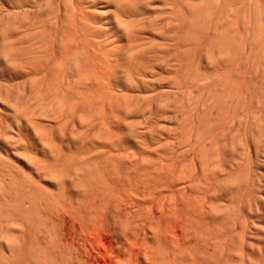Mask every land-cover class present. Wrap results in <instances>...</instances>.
I'll use <instances>...</instances> for the list:
<instances>
[{
  "label": "bare ground",
  "instance_id": "bare-ground-1",
  "mask_svg": "<svg viewBox=\"0 0 264 264\" xmlns=\"http://www.w3.org/2000/svg\"><path fill=\"white\" fill-rule=\"evenodd\" d=\"M0 1H1L0 2V264H70V263H73L72 261H70L72 259L69 260V258H71L70 257L71 253L69 251H70V248H72L71 246L69 247V245L72 244V242H70V241H72L73 238H75V241H76V239L79 240V237L82 235L79 234L78 232H80V230H81V232H82V230H85V229H82L83 223L85 224V221L86 222L88 221V223L90 222V226L94 227V228L99 227V225H100L99 223H102V221H104L103 223H106V225H107L106 227H108V224H107L108 220L106 221V219H110V220H111V218L113 219L114 217H111V216H113L115 213H116L115 216L119 215L118 212H120L121 209L118 210V209H116L117 207L123 206L124 207V208L122 207L123 209L127 208V210H128V207L130 208L129 205L132 206L135 204L134 200H136L135 198H137V196H139V195L137 193H135V195H134V193L132 194V192L135 191V189L137 187L136 184L138 185L140 179L141 180L143 179L142 181L144 182V184H143V182L140 180V186L143 187V188H141V190L144 189L147 191L148 189H145V188L146 187L150 188V187H149V185H146V183H148V181L154 179L152 174L158 173L160 175L162 173L165 175V173L160 171L162 168H160L159 166H155V167H157V172L153 171V170H156V168L153 167L154 165L151 163V161H149L151 164L147 162L148 159L146 157L143 156V159L141 157H140L141 158L140 160L138 159L139 156H137V155L142 154V152H144V149H145V152H147L146 149L151 146V143L148 142L150 146L148 145V147L145 146L144 148H142L145 145V143H143V142H146L145 138H147L151 134L150 132L152 130L151 129L152 124H151V122H149L151 124V126H150L151 130H150V132H148L150 124L148 123L147 118H146L147 121L142 122L143 124L145 123L144 125L146 126L143 129L142 128V126H144L143 124H139L138 120H133L131 117H129L130 112H132L131 111L132 109L130 107H132L134 104L132 106L129 105L130 106L129 109H131L130 112H128L129 109H127L125 111V113H128L129 115L123 113V115H124L123 117L127 119V116H128L129 119L130 118L132 119V120L130 119L132 123L129 121V119L124 120V118L121 117V118H123L124 121H126V123H123L124 124L123 125L124 130L117 128V127H119L118 123H117L118 122L117 117H120V114H118L119 116L115 115V116L110 117V115H113V113H116V112L120 113L119 108H122L124 106L122 103H120V105L122 104L123 106L122 107L118 106L119 110L116 107H114L115 101L112 99V97L114 96L116 99L117 94L115 93V91H117L118 88L119 89L122 88L121 86H123V85L124 86L126 85L127 87L129 85L132 89L130 87H128V90H127V87H125L127 92H129L130 90H132L133 92H135V91L140 92V88H138V85L143 84V86H145V85L147 86V87H145L147 90L146 89L141 90L142 94H143V91L145 90L144 91V95H145L144 97L148 96L149 94L150 95L148 97H150L151 95H153V97L157 95L158 98L159 97L161 98V99L157 98V102L159 103V101H160V103H162L161 100H163V98L168 93L166 91H169L170 94L171 93L173 94L174 91L181 90L179 87L176 88L173 86V85L178 86L179 84L181 85V83L179 81H177V85H176V83L174 84L175 80H173V79H176V76L178 73L179 74L177 76V79L179 78L181 71L176 72L175 70H177V69L181 70L182 68H180L181 67L180 65H182L184 63V62L179 63L180 62L179 61L180 60L179 50L182 51L185 49L187 52V49H189V46H188V48L184 47V49L183 48L181 49L180 47H183V44L185 46L186 42L184 43V42L179 41V37L176 36V34L179 32L178 30H180L181 33L184 30L186 31V29H188V31L190 29V31H191V29H192L191 26L194 29V31H193L194 33L196 32L195 31L196 29L198 32V28H196V26L198 25L197 27H200L203 22H201L200 26L196 22H198L199 15H201V14L203 17L200 16L199 23H200V21H205L206 24L208 23V25H209V23H210V26H211V21L213 23H215V22L213 21V19H211V21H210V18H209L210 16H207V17L204 16V15H207L205 10L210 7L209 3H208L209 7L208 6L205 7V9H204L205 13L203 12L204 13V15H203V13H200V11H199L200 8H197V10L198 9L199 10L196 11L195 7L197 6L196 5L197 3L195 4V7L192 9V7L194 6V4L192 3L193 0L191 2L193 5L190 3V0H175L179 4L184 1L187 3L189 2L190 3L189 5H192L191 9L193 12L189 11L190 7H188L189 6L188 4L185 5L186 3L184 4V2H183L184 5L180 4V5H183V8H185V9L189 8L188 11H186V13L187 12L193 13V15L190 13L191 18L188 16H187V18H188V20L190 18V20H192L191 21L192 23L196 21L195 23L197 25H195V23H193V24L191 23L192 25H190L189 28L186 26L188 23L187 18L185 19V16H183V14L189 15V13H187V14L184 13L183 8H181L182 6H180L177 3L179 5V7H178L179 10H180V8L182 9L183 14L181 15V12H177L178 8L176 6H178V5H176V3L171 4V6L173 5V6H175V8L173 6L172 7L170 6V3H169L170 0L167 1L168 5L171 7L168 11L169 13L165 12L167 16L163 15L164 12L161 13V11H160L161 9L160 10L158 9L159 12H158V10H156L155 12H158V14L161 13L162 16H161V14H159V15L156 14L154 12V8L152 9L151 3H150L151 0H0ZM157 1L160 2L159 6H161L162 5L161 2H163L165 0H161V1L155 0V2H157ZM195 1L200 2V0H194V2ZM225 1H227V2L229 1L232 3V0H224V3H225ZM255 1H257V0H255ZM54 2H55V4H54ZM167 2H166V4H167ZM170 2L173 3V1H170ZM227 2L225 4L229 5L230 3L229 2L227 3ZM240 2H241V0H240ZM253 2H254V0H253ZM256 3H258V2H256ZM166 4H164V5H166ZM232 4H234V3H232ZM157 6L158 5L155 6V9ZM198 6H199V3H198ZM166 7L168 8V6H166ZM238 8H240V7H238ZM175 9H177V11ZM173 10L177 12L176 14H178V18L179 17L183 18V19L180 18L182 23L184 22V19L187 20L186 23L184 22V24H183V26L186 24L184 26L186 29L182 28L183 26L181 27L183 29V31L181 30V28L179 26L178 27L176 26L179 23L178 22L179 19H177V17L175 18V20L177 19L176 23L177 22L178 23L176 25H174V27L180 28V29L177 30L176 28L172 27V24H175L174 20L173 19L171 20L172 13L174 12ZM194 10L197 13H195ZM170 11H172V12H170ZM209 11H210V8H209ZM149 12H151V14L154 13V15H153L154 17H152V15H150ZM198 12L200 13L199 15H198ZM210 12L212 13V11H210ZM174 13H173V16H174ZM179 13L181 16H179ZM211 13H208V15L212 16ZM148 14L151 18L148 16ZM194 14H196L195 17H198V18L193 21ZM169 15H171V16H169ZM163 16H164V19L166 17H168L170 19V21H168V18L166 20H164L162 18L164 21L160 18L161 20L159 19L160 20L159 21L158 18L163 17ZM192 16H193V18H192ZM147 17H149V20H147L148 19ZM202 18H203V20H202ZM204 18H205V20H204ZM171 21H172V23H171ZM161 22H163V23H161ZM181 22L179 24L182 25ZM206 24L205 23L203 24L204 27L202 29L207 28L206 30L209 32L210 29H212V27H209ZM193 25H195V27ZM215 25L216 24H214V25L212 24V26L216 28ZM169 27L172 29H170ZM208 27H209V29H208ZM215 28L213 29V31L216 30ZM168 29H170V30H168ZM202 29H199V30L201 31ZM206 30H203V31H205V33L202 31L204 35L200 34V32H199L200 35H197L198 37L195 36L196 34H193L192 36H195L196 39L199 38L198 40H200V38L203 39L202 37L203 36L205 37L206 32H207ZM170 31H173V32H170ZM208 32H207V34H208ZM213 33L214 32H212V33L209 32V34H211V35ZM172 34H174V35H172ZM184 34L185 33L183 32L182 35H184ZM261 34H262V32H261ZM170 35H172L173 37L174 36H176V37H174V38L169 37ZM178 35H179V33H178ZM189 35L190 34H188V36ZM211 35H210V37H207V35H206V37L209 39L212 38V40H214V43L211 42L212 41L211 39L210 40L208 39V43H212V44H208L206 41L207 38L205 37L206 40L204 39V41L206 43L202 42L203 40L202 41L200 40L202 45L199 46L200 41L197 40V43L198 42L199 43H198V45L196 44V46L200 47V48L201 47L204 48L205 46L206 47H208V46L212 47L211 45L214 44L213 47L216 49L215 39H214L215 35L213 34L214 38L211 37ZM167 36L169 38H171V40L175 39L174 40L175 43L173 42L174 47H173V43H170L168 41L170 39L166 38ZM182 37L183 36H181V38ZM186 38L187 37L184 38L185 41H187ZM189 38H187V39H189ZM191 39H193V38H190V41H192ZM182 41H184V40H182ZM190 41H189V44L194 45V47L191 45L192 47L190 49L192 51L189 50L190 54H187L188 55L187 56L188 61L186 59H184V57H186V56L182 55V53L180 54L183 56V57L182 56H180V57H182L183 60H186L185 63L189 62V65H191L190 62H192L193 60L192 61H190V60L194 59L196 54H197L196 58H198L199 56L202 57L204 53L205 54H204L203 58L207 57L208 54H206V51H209L208 53H209L210 58H211V56H213V57L215 56L214 55L215 51L212 50V48H210V47H208L206 49L204 48L206 51L203 54L202 53L199 54L200 53L199 51H197L198 53H196L195 50L197 48L195 46V43L194 42L191 43ZM193 41H195V39H193ZM169 44L172 45L171 47L173 48V50L175 49L174 51L169 46ZM180 44L182 46L179 47ZM186 44L189 45L188 42ZM166 45H168L171 49ZM166 47H168L169 49ZM164 48L167 50H165ZM192 48H196V49L193 51ZM208 49H210V50H208ZM168 50H169V52L173 53V58H172L171 54H170L171 56L168 55V53H169ZM185 50H184V52H185ZM197 50H199V49H197ZM164 51L168 52V53H166L167 56L163 54ZM210 51H211L212 55L210 54ZM193 52H194V54L191 56V54ZM201 52H203V51L201 50ZM220 52L221 51L219 50V54H221ZM165 56L167 58L164 61ZM168 57H170V58L168 59ZM190 57H193V58H190ZM200 57L198 58L199 60L196 59L198 61H195V59H194L193 62L198 63L201 60H202L201 62H203V60L206 61V59H207V61L209 60L210 62L208 61V63H207V61H206V64L211 63L210 65L213 66L212 63L215 61L214 58H213V61L211 62L212 59H209V57H207L205 59H201V60H200ZM243 57H244V59H245V57L247 58V56H243ZM171 58L173 59L171 62L167 61V60H171ZM182 58H181V61H182ZM247 59H245V60H247ZM153 60L155 62L158 61V63L155 64V62ZM176 60H178L179 62ZM152 61L154 64H152ZM166 62L169 63V65L167 64V67L170 66L171 63H172V66L174 69L177 66L176 65L177 63H179L180 67L177 66V69H175V70H173V68H171L170 70H172V71H170L168 69L169 68L168 67L167 69L170 72H172V74H170L172 76H169L168 75L169 73L166 72L167 78L166 77L163 78V75H165L164 69L166 68ZM174 63H175V65H173ZM161 64H163L164 66ZM198 64H200V63H198ZM154 65L156 66V68H157V66L161 67V68H159V71L160 70L164 71V74L162 72H160V74L162 73L161 75L158 74L159 71H156L158 73H153V72H155L154 71V67H155ZM172 66H170V67H172ZM196 66L198 67V65H196ZM205 66H207V65H205ZM209 66H208V68H209ZM211 66L209 69L211 71H213ZM114 67L117 69H114ZM106 68H108V69H106ZM185 68H186V66H185ZM187 68H186V70H187ZM191 68L192 67H190V69ZM167 69H165V70L168 71ZM203 69L205 70V68H203ZM107 70H109V71H107ZM191 70H193V69H191ZM204 70H203V72H205ZM208 70L205 72V74L210 76L209 74H212L213 72L209 71L210 72L209 73ZM104 71H107V72L105 73ZM116 71H118L119 73H117ZM174 71L176 73H174ZM193 71H192V73H193ZM196 71L197 70H195V72ZM201 71L199 70V67H198V71H197L198 75H199V72H201ZM189 72H191V71H189ZM197 73H196V75H197ZM207 73H209V74H207ZM148 74L153 75V76H155L154 74H156V77L157 76L158 77L157 78L154 77V79L153 78L151 79V77L148 78ZM175 74H176V76H173ZM124 75H126V76L124 77ZM122 76L124 79L122 78ZM193 76H194V74H193ZM159 77H162L163 80L166 78V80H165L166 83L167 82L171 83L173 81L172 82L173 85L170 83H169L170 84L169 85L167 83L169 85V86L167 85V88L168 87L170 88L172 85V88L174 87L177 90H173L174 88L169 89V90L168 89H162L163 86L161 87V84L165 81L160 79L159 81L162 80L163 82L162 81H161L162 83L159 82L158 81ZM197 77H195V78H197L196 83L197 82L199 83L200 82V81H198L199 76H197ZM207 77H205V78L207 79ZM210 77L212 78L213 76H210ZM120 78H122V79H120ZM205 78L203 77V80ZM211 78H209L210 80L207 79L206 81L211 82V80H212ZM146 79L147 80L149 79V81H147ZM190 79L193 80V78H190ZM190 79H188L186 81H189ZM121 80H123V81H121ZM138 80H140V81H138ZM152 80L154 81L153 82L154 84L152 83ZM155 80L157 81V84L155 83L156 82ZM203 80H201V81H203ZM182 81H184V80H182ZM158 82L160 83L159 86L163 90V92L158 87ZM191 82H189V83H191ZM121 83H123V84H121ZM150 83H152L151 84L152 87H154L153 85L156 84L160 90L154 88L155 90L152 89L151 91H153V92L150 93V91L148 90L149 89L148 84H150ZM120 84H121V86H120ZM205 84H207V85L204 86ZM213 84H214V81H213ZM133 86L135 87L134 89H133ZM201 86H202V89H203V87H204V89H206L205 87H207V86H208V88L211 87L210 88L211 90H209L208 88L207 89L209 91H212L210 93L214 94V91H213L214 89L212 90V84L210 85L209 82L203 81V82H201ZM142 87H141V89H142ZM149 87H150V85H149ZM152 87H150V89ZM125 88H123V89H125ZM137 89H139V90H137ZM156 90L160 93L158 94V92ZM170 90H172V91H170ZM120 91L123 93L119 92L118 95L119 94H122V95L125 94L124 93L125 90L123 91L120 89ZM154 91L157 92L156 95H155L156 92H154ZM148 92H149V94H146ZM161 92L162 93L166 92V93H164L163 98H162L163 95H161ZM178 93L180 94L181 92H178ZM202 93H203V91H202ZM202 93H200V94H202ZM205 93H203V94H205ZM127 94H129V93H127ZM170 94H169V96H170ZM175 94H173V95H175ZM11 95H12V97H11ZM158 95H160V96H158ZM173 95L170 97L173 98L178 94H176L175 96H173ZM201 96H199V97H201V99H202L203 95H201ZM176 97L173 98V99H175L174 103L172 102V105L176 104V106L174 105L175 108H174V106H172V108L170 107L171 109H174V110L179 109L177 107V104L179 106V103L177 101L179 99H176ZM150 98H148L149 101L146 100V102L148 101L150 104L148 102H147L148 103L147 105H146V103H144V104L141 103L144 106H146V107H144L145 110L147 109L148 106H150L153 103V101H151L152 97H150ZM209 98H208V101L210 102ZM212 99H214V97ZM112 100L114 101L113 102L114 106L111 105ZM123 100L124 99H122L121 102ZM165 101H163V103ZM201 101H202V103L200 102L201 103L200 105L202 106V105H204L203 102L205 100L202 99ZM208 101L206 99V103L208 105H210L209 107H211L215 103V102H211V103H213V104H211ZM123 103H125V101H123ZM137 103H136V105H137ZM162 104L160 107H157V105H155L157 107V108L155 107V109L157 110L160 108V110H161L163 108ZM167 104L168 103H166V105ZM110 105H111V107H114V109H116L117 111L113 110V108L111 109ZM158 105H160V104H158ZM200 105H199V107L201 109ZM167 107L168 106H166L165 108H167ZM204 107L202 106V109H205V110L210 109L209 107H207L206 104L204 105ZM126 108H128V106ZM165 108L162 111H164ZM148 109L150 111L149 107H148ZM151 109H152V107H151ZM109 110H112L113 113L112 114H111V112L109 113ZM122 110H123V108H122ZM160 110H157V111H159L158 113H160ZM176 110H175V115L177 114ZM114 111H116V112H114ZM134 111L135 110H133V112ZM146 112H147V110H146ZM158 113H153L154 114L153 117L155 118L153 120V122H155V123H156L157 119L159 120V117H160L157 115ZM163 113L161 112L160 119L165 118L164 116L162 117ZM121 115H122V113H121ZM148 115H149V117L151 116L150 113L148 114V112H147V116ZM155 116H157V117H155ZM109 117H110V119H109ZM145 117H146V115H145ZM149 117H148V119L151 118V117L150 118ZM114 118L117 120V122ZM177 118L178 117H176L175 119H177ZM182 118H183V116H182ZM144 120H145V118H144ZM127 121H129V122H127ZM135 121H138V122H135ZM133 122H134V124H133ZM135 123H138V125ZM116 124H117V126H116ZM136 125L137 126L140 125L141 129H139V127L137 128L139 130L133 129V128H136L135 127ZM146 128H148V129L146 130ZM145 130L147 131V133H150V134L147 135ZM153 130H152V132L155 131V130L154 131ZM156 132L157 131H155L154 134H157ZM260 133H261V131H260ZM145 134L147 135V137L145 136ZM153 135H151L150 138L153 137ZM196 135L197 134H195L193 137L195 140V144H194V140H192L193 142L190 140L192 142V143L190 142V144H191L190 149L191 150L194 148L197 150L196 147L200 146V145H198L200 143L198 140L199 136L195 138ZM158 136L155 137V135H154L153 139L151 138V140H156L157 138H161ZM154 138H156V139H154ZM196 139H197V141H196ZM116 140H118V141H116ZM243 141L244 140H242L240 143L235 142V143H237L236 144L237 148L235 147L234 149H233V146H235V143L232 141L234 143V145L231 144L232 147L229 144L230 145L229 147H231L233 150L228 148L230 150H227V151H230V152H228V155H226V154H224V155H226L225 160L227 159V161H226L227 164L229 162L230 168H227V166L225 167L224 162L222 163L223 164L222 166L227 168V171H226V169H223V167L221 169L220 168L221 166L218 168V165L221 164V161H219L220 163H215V162H217L216 161L217 156L215 155V153L217 152L216 151L217 145L214 146L215 148L213 147L214 149H216V150H214L215 152H211L210 155L208 154L210 159L212 160V161H210V163L208 162V164L206 162V155L205 154L199 155L197 153V156L198 155L200 156V158H198L195 155V153H196L195 149H194V151L192 150L194 156L196 157V160H198V161L194 160L196 162V163L195 162L194 163L198 164V162H199V164L197 165V168L199 169V173H202V172H200V169H201V171H204L206 169H207L206 171L210 170L209 173H211V174H215L216 173L215 171H217L218 169L220 171V169H221L222 172L218 171L219 173H217L219 177H222V175L225 176L224 174L227 173L225 176V180L222 177L224 182L222 179H221L222 181L220 180L221 183L223 182L222 185L226 184L225 187L221 186V188H222L221 190L225 193V195H229V199H230V196H233V197H231V199L229 201L227 200L228 203L223 207H221V206L216 207V208L212 207L213 205H211L212 204L211 202H210L211 204L209 205V207H211V210L212 209H215V210L213 213H211L210 208H209V212L212 215L209 213L208 217H210V215L212 216V218L215 215H216L215 216L216 218L218 216L222 217V219L220 217H218L217 219H219V220H217L215 217H214L215 219L213 218L214 221L215 220H217V221H215L216 222L214 224L215 226H213L212 228L214 230L217 228L216 230H218L219 232L218 231L214 232V230H213V232H211L210 231L211 228H210L209 231L205 232V233H208V232L209 233L206 235L204 234V236H203V237H205L207 235H210V232H211V235L209 236L210 240L207 239V237H205L207 240L206 239H204V240L205 241L209 240L211 242L214 238L215 239L217 238L216 239L217 241L214 239L216 242H214V240H213L214 246L212 245V242L210 243L208 241V243H210V245H212V247H215V248H211V246L208 245V246H210L209 249L211 250V251L210 250H208V251H210L212 258L221 250L218 253L219 254L218 257L215 256V260L217 261V264H220V263L221 264H259V262H257L258 259L257 260H255V259L259 258V256L260 257L264 256V244L263 245L261 244V246L260 245L255 246L254 245L255 242H253L254 238H256L257 240L260 238L259 239V242H260V240L262 239V236L264 235L263 234L264 233V198L263 199L261 198L262 200H260L259 199L260 195L258 194V191L262 188V186L264 187V185L259 187L260 188L259 189L257 187L258 184L253 183V182L258 181V180H256V177H254L255 174L257 177H259L260 174H262V175L264 174V171H262V173H260V171H259V170H261L260 167H259V170H257L260 173L259 175L257 174L258 172L256 170L251 171L252 176H253L252 180L254 179L256 181L252 182V180H251V182H250L249 179L242 177L243 179H245L246 182H247V180H249V182L251 184L253 183L252 185H254L253 187L249 188L250 190L248 193L250 195H251L250 191L255 188V185H257L256 188L258 189L257 194L259 197L255 196V195H251V196H254V197H251V200H252V198L254 200L249 201L250 198H247V197H250V195L246 196L247 199L243 198L244 204L241 202L242 203L241 207L243 205L245 206L247 201H249V203H248L249 206H250V204L251 205L253 204V206L256 205L257 198L259 199V201H258L259 203L261 201L260 204L263 203L262 204L263 206L260 205L262 207V209H259L260 206L258 205L259 206L258 209L261 210L259 212L262 214H260L258 211L253 212L252 209L254 210L255 206L254 207L251 206L253 208H251L250 212L252 211L253 213H256L255 215L252 213L253 216L260 214L259 215L260 217L259 216L255 217L257 219H253L254 217L252 218V216L250 215L251 213L247 212L248 211V209H247L248 205H246L247 207L245 206L246 210H247L246 211L247 214L249 213V216H251L250 217L251 219L248 218L251 221V225L248 224V221H249L248 220L247 221L248 226H251L252 232H254L255 234L258 233L262 236H260V235L255 236L252 233L253 234V238H252L251 231H249L250 229L247 227L246 223L244 222V220H247V219H245V218H247V214L245 211H243V214H246V215L245 216L243 215L242 217L239 216L238 211H240V213H241V210H243V208L241 209L239 207L240 205H238V206L236 205V203H238L240 198H241L240 196L242 194H245L248 191V190L246 191V189H247L246 187L251 186V185H249L250 183L248 184L249 186L246 185L247 183L244 182V180L240 177V174H241V176L242 175L245 176L247 174V173L245 174L244 171L248 168V166H247L248 163H246V160H243V158H245L247 155V156H249V157H247L249 159L251 156V155H249V153L252 154V152H253L254 158H255V154H256L255 159L259 158L257 153L259 152L258 154L260 155V149L262 146V143L260 140H259L260 141L259 142L260 147H258L259 146L258 141L252 140L253 142H251L249 140V142L253 146L255 144H258L256 146L258 148H256L255 146L252 147V145H251V147L253 149L250 150L251 152L248 151V153H247V152H244L243 150H246V149L249 150L251 147H250L248 141L246 140L248 145L246 146V148H244L243 146H245V145H244ZM246 141H245V143H246ZM263 141L264 140H262V142ZM134 142L137 146V148H135V144H134L133 148L135 149V152L136 153L140 152L136 155L137 157L135 156L134 151L132 153L130 150V149L133 150V148H131L132 147L131 143H134ZM161 142L160 143L157 142V144L159 143V145H157L156 147H154V146L153 147L155 149H157V147L160 146ZM196 142H199V143L197 144ZM152 143H154V145H155L154 141ZM139 144H142V145L144 144V145L141 147V145L139 146ZM196 144H197V146L196 147L194 146V148H192L193 147L192 145H196ZM146 145H147V142H146ZM162 145L164 146V143ZM161 146H160V148H161ZM248 146H249V148H247ZM138 147L142 148L143 151H142V149L140 151V148L138 149ZM154 148H152V150H154ZM254 149L256 151L257 150H259V151H257V153H255L256 151H253ZM152 150H150V151H152ZM198 150H200V149H198ZM212 151H213V149H212ZM233 151H235V152H233ZM232 152H233V154H232ZM229 154L232 155L231 157L233 159L230 157L232 159V161H231L232 163L229 161V159H230V158H228L230 156ZM234 154H235V156H234ZM201 155H202V157H201ZM203 155H204V157H203ZM211 155H212V157H211ZM253 155H252V157H253ZM140 156H142V155H140ZM214 156L216 157L215 161L213 159ZM195 157H194V159H195ZM235 157H237V158L234 159ZM252 157H251V159L253 160L254 158H252ZM190 159L192 160L193 158L191 157ZM204 159H205V161H202ZM208 159L209 158L207 157V161L210 160V159L209 160ZM239 159H241L242 161H240ZM144 161H146V162H144ZM200 161H201V163H200ZM249 161H247V162H249ZM259 161H261V160H259ZM211 162L215 163L214 165L212 164L214 167L213 166L211 167ZM237 162H238V165L240 162H242V163L245 162L243 165H244V167L247 166V168L245 167V168H243L244 169L243 170L242 169L243 165L241 164V169H240V166H237ZM252 162H254L255 164L257 163V161H252ZM252 162H251V165H252ZM262 162L263 161H261V163ZM145 163H147L150 166L152 165V167H151L152 169H150V171L152 170L151 172H149L147 170V168L149 169V167H147L148 165L146 166ZM194 163L191 161V164L188 165V169L190 168L191 171L192 170L193 171L191 172L189 170L190 174L186 173V175L188 174L189 176L190 175H192V176L191 177H189V176L185 177L184 176L185 174L183 175V173L178 174V176H181V177L176 178L177 180L179 178V180H178L179 184L176 185V183H175V185L179 186L182 179H183L184 182H187L185 184H190L189 186L194 188L196 185H193V184H196V181L197 182L199 181L198 182L199 184L197 183L198 185L196 187L199 188L200 184H201L200 187L205 186L204 188L207 190L206 194H208V196L205 194H204V196H202L203 194L201 196L203 198H205V196L211 197V196H209V193H212L213 191L209 190V192H208V188H209L208 185H210V189H211V186H213L214 183L216 184V181H213V180H215V178H218V177H216L217 176L216 174H215L216 176L213 177L211 174H208L205 171L206 174H205V172H204V174H199L201 177L198 179V175H197L198 173H196V175L194 173L195 169L198 170L197 168H195L196 165H192ZM200 164L201 165L205 164V165H207L208 168L205 165L201 167ZM216 164H218V165L216 166ZM232 164H234V167H232L233 166ZM208 165H210V167ZM229 165H228V167H229ZM248 165H250V164H248ZM190 166L191 167L194 166V167L191 168ZM198 166H200V167H198ZM235 166H237V167H235ZM204 167H206V169ZM215 167H217V168L215 169ZM231 167L234 170V173H235L234 168H236V169L238 168L239 170L243 171L244 174L236 173L235 176L237 177L239 175L238 177H240V178H236L235 176L232 177L234 175V173L232 172V170H230ZM249 167L251 168V166H249ZM158 168H159V170H158ZM193 168H195V169H193ZM137 169H139V170L137 171ZM163 169H165V168L163 167ZM212 169H213V171H212ZM251 169H253V168H251ZM223 170H225L226 172ZM228 170L231 173H233V175ZM237 170H236V172H238ZM141 171H142L141 176H142L143 172H147V171L149 173H151L152 176L149 175L147 172V173H144L143 175L147 176V174H148L149 177L148 176L147 177L150 178L149 180L145 176H144L145 178L139 177V178L135 179L134 175H136L139 172L138 175H136V176H139ZM158 171H160V172H158ZM253 171H256L257 173H254ZM135 172H137V173H135ZM223 172H225V173L223 174ZM247 172H249V171L247 170ZM220 173H222V174H220ZM228 173H230L231 175H228ZM166 174L168 175V174H173V173H171V172L168 173L166 171ZM175 174L176 173H174L173 175H175ZM159 175H158L159 179H158V177H156L157 174L154 175L156 178H155V182H154V180L151 181L150 184H152V186H153V184H155L154 186L159 185L158 188H160L163 185L161 182H159V183L157 182V180L161 179V177ZM182 175L185 178H183ZM206 175H210V176H206ZM175 176H177V174ZM175 176H173V177H175ZM202 176H204V177H202ZM195 177H196V180H195ZM208 177H210L209 179H212V181L214 182L213 185H211L212 184L210 182L211 180L210 181L207 180ZM246 177H247V175H246ZM166 178H167V176H166ZM169 178L170 177H168V179ZM188 178L190 180H186ZM201 178L202 179L204 178L205 180L204 179L202 180ZM262 178H264V177L259 178L258 183L261 184L263 182ZM145 179L148 180L146 183H145ZM162 179H165V178L162 177ZM200 179L203 181V182L201 181L203 184L200 182ZM241 179H242V181H241ZM134 181H137V183L136 182L134 183ZM190 181L195 182V183L191 184V183H189ZM206 181H208L207 184H205ZM162 182H164V180ZM241 182H242V184L246 183L245 184L246 187L243 185L242 190L240 191V189H241L240 187L242 186ZM160 183L162 185H160ZM183 183H181V185ZM142 184H143V186H142ZM164 184L166 185V183H164ZM185 184H183L184 187L182 186V188L181 187L180 188L177 187L178 189L176 188V190L179 191L178 193L184 191L181 189L187 187V186L185 187ZM260 184H259V186H260ZM134 185L136 187H134ZM175 185H174V187H175ZM217 185H218V183H217ZM144 186H145V188H144ZM154 186L151 188L154 189L155 188ZM118 187H120V188H118ZM138 187H139V185H138ZM168 187L169 186L167 185L166 188H168ZM196 187L194 190H196ZM213 187H212V190L214 188H216V187H214V188ZM193 188H192V190H193ZM204 188H202L203 190L202 189L200 190V193L202 191H204ZM243 188H246V189L243 190ZM256 188H255V190H256ZM199 189H197L196 192H198ZM144 190H142L140 193L142 196H144L142 194V192ZM163 190H165V189H163ZM170 190H171V188H170ZM194 190L191 191V195H192V192H193V194L196 193V192H194ZM255 190H252V191L256 194ZM263 190L264 189H262L261 192ZM137 191H138V189L136 190V192ZM146 191H144L143 193L148 195L149 190L147 193H145ZM177 191L176 192L172 191V193L170 191L169 192L171 194H173V193L176 194ZM139 192H140V190H139ZM152 192H154V191L151 190L150 194ZM204 192H206V191H204ZM261 192H260V194H262ZM156 193H157V191H156ZM160 193L162 194V192H160ZM254 193H252V194H254ZM153 194L155 195V193H153ZM236 195H238V196H236ZM263 195H261V197ZM134 196H136V197L133 198ZM192 196L195 198L197 197L196 201L200 199V196L198 195V193H196L195 196L194 195H192ZM237 197H239V198H237ZM242 197H244V195ZM255 197H256V201H255ZM149 198L151 199V197H149ZM149 198H147L148 201H150ZM203 198L200 199L199 201L205 200ZM145 199L143 202L148 203L145 201ZM153 199L155 200L156 198L153 197ZM208 199H209V201L211 200L210 198H208ZM139 200H141V199H139ZM199 201H197V202H199ZM151 202H153V201H151ZM250 202H253V203H250ZM85 204L86 205L88 204L89 207L86 206ZM238 204H240V202ZM83 206H85V208ZM93 207L95 210H93V212H92ZM95 207H97L98 209H96ZM238 207H239V209L237 210ZM89 208H90L91 212H86V209H88L87 211H90ZM248 208H250V207H248ZM256 208H257V206L255 207V210H256ZM113 209H115V213L112 214V212H114V211L109 213V211H111ZM123 209H122V211H123ZM116 210H118V211H116ZM122 211H121V213H122ZM125 211H126V209H125ZM214 213H215V215H214ZM117 216H116V218L118 219ZM204 216H205V218L208 219L207 215H204ZM237 216H238L239 220H240V217H241V219L243 217H245V218H243L244 220L242 219L243 220L242 224H241L242 220L239 223V226L241 225L240 226V232H239L241 234L239 236L240 239L238 237H237L238 239L236 238L237 234L239 235V233H238L239 230L236 233H233L234 231H232V230H235L236 227L237 228L239 227V226L234 225V224L238 225ZM108 217H111V218H108ZM117 219L115 221H117ZM220 219H221V221H220ZM252 219L254 221L256 220L257 225L252 223L253 222ZM119 220H120V218L118 219V222H119ZM222 220H225V222L223 221V223H222ZM218 222H221V223L218 224ZM227 222H230V224L234 225V227L230 226V224ZM76 223H77V227L78 228L80 227L79 231L77 230L78 231L77 233L80 235L79 237L76 236L77 235V234H75L76 231H74V230H76V229H74V225ZM125 223H127V220L124 221L122 224L124 228L126 226H128L129 222L127 224H125ZM165 223H167V222H165ZM200 223H202V222H200ZM200 223H198V224L200 225ZM205 223H206V219H204V223H203L204 226L207 225ZM226 223L229 225V227H231L230 228L231 231L226 232L228 230V229L226 230V228H225L228 226ZM124 224L126 226H124ZM222 224H223L225 229H223V227H220ZM122 225H120V226H122ZM168 225H169V223H168ZM180 225H182V224H180ZM167 226L165 225V228ZM193 226H195V225H193ZM196 226H197V224H196ZM196 226H195V228H196ZM103 227H104V225L102 226V229H103ZM106 227H104V228H106ZM206 227L209 228L208 226H206ZM94 228H93V230H94ZM100 228H99V230H100ZM168 228H170V227L168 226ZM125 229H127V227ZM125 229H124V231H126ZM221 229H223L225 231V233H227V234L229 232L233 233L234 235L230 234V235H232L231 237L233 238V236H234L238 241L233 244L231 240H233V242H234L236 239L235 240H234V238L233 239L231 238L229 240L226 239V237L228 238L229 234L228 235L223 234L224 232H223V230L220 231ZM246 229H247V232L249 231L248 233L250 234V236H249V234L247 237L245 236ZM91 230L92 229L90 228L89 231L91 232ZM203 230H205V229H203ZM203 230H200L201 233ZM73 231H74V235H73ZM89 231H88V233H89ZM85 232H87V230ZM95 232L96 231H94V233ZM97 232H98V229H97ZM156 232H158V231L156 230ZM128 233L131 234L130 231ZM135 233H134V237H135ZM194 233H193V236H194ZM197 233H200V232L197 231ZM212 233H214V236L216 235L217 237L213 236V238H211V236L213 235ZM215 233H217L218 235ZM219 234H221V235H219ZM131 235H133V234H131ZM200 235H199V237H200ZM72 236H73V238H72ZM87 236H90V235H87ZM96 236H98V235H96ZM127 236H129V235H127ZM153 236L156 237L155 234ZM170 236H172V235H170ZM132 237L133 236H131V238ZM162 238H163V234H162ZM167 238H169V237H167ZM88 239H90V238H88ZM95 239L96 238L93 239V242ZM202 239H200V240H202ZM263 239H264V236H263ZM263 239H262V241H263ZM166 240H168V239H166ZM173 240H172V242H173ZM227 240H228V242L231 241L232 245H231V243H227L226 242ZM81 241H83V239ZM90 241H91V239H90ZM159 241L156 244L159 245ZM163 241H164V239H163ZM168 241H166V242L168 243ZM76 242H78V241H76ZM83 242H82V245H83ZM99 242H100V240H99ZM172 242L170 244H172ZM177 242H178V240H177ZM179 242H180V240H179ZM256 242H258V241H256ZM78 243L80 244V246L79 245H76V246L81 247L82 246L81 242H78ZM175 243L176 242L174 241V244ZM205 243H207V242H205ZM226 243H227V246L229 245V247L231 249L226 247ZM263 243H264V241H263ZM215 244H217L218 246ZM166 245L167 244H165L163 246H166ZM204 245H206V244H204ZM87 246L89 247V245H87ZM216 246H217V248H216ZM82 247H84V245ZM93 247H94V245H93ZM157 247L159 248L160 246H157ZM161 247H160V249H161ZM168 247H170V245ZM187 247H186V249H187ZM166 248H167V246H166ZM177 248H178V246H177ZM169 249H171V248H169ZM182 249H183V247H182ZM188 249L191 250V248H188ZM207 249H208V247H207ZM217 249H219V251ZM224 249H226V250L229 249L232 252L226 251ZM75 250L73 252L76 253V251H77L78 252L77 255L78 254L81 255L79 252L81 250H83V248L80 249V251H79V249L76 251ZM176 250H178V249H176ZM215 250H217V251H215ZM96 251H95V253H96ZM183 251H184V249H183ZM194 251H193V253L195 254ZM205 251H207V250H205ZM222 251L225 252L224 254L229 252L228 253L229 259L232 256V254L235 255V257H234L235 259L233 260V258H232V259H230L231 261H229V259L225 260L228 257L226 255L227 258H225L223 256V254H220ZM69 253H70V255H69ZM99 253H101V252H99ZM99 253H97V255H99ZM163 253L164 252H162V254ZM178 253H180V252H178ZM184 253H185V251H184ZM92 254L90 256H92ZM160 254H161V251H160ZM180 254L182 256V253H180ZM207 254H208V256L206 255L207 259L210 258V262H208L209 260H206V258H204L206 256L203 257L205 260L202 259L199 262L196 259L198 257L196 255H195L196 258H194V260L196 259L195 261L193 260V258H192V261H190L189 259L191 258V256H189V255H188V257H190V258H187V256L185 258H187L188 262L189 261L191 262L190 264H192L193 261H194V263L198 262L200 264V262L203 260L205 262L207 261L206 264L207 263L208 264H210V263L215 264L216 261L215 260H214L215 262L211 261V259H212L211 256L209 255V253H207ZM256 254H258V255H256ZM73 255L75 257V254H73ZM77 255H76V257H77ZM200 255H202V254H200ZM220 255H222L225 259L222 256L220 257ZM160 256L162 257V255H160ZM84 257H86V256H84ZM173 257H174V255H173ZM176 257H179V255L177 254ZM219 257L221 260H225L226 263H224V261H223V263L218 261ZM254 257H256V258H254ZM78 258H76V259H78ZM145 258L147 259V257H145ZM162 258L163 259L161 260V262L164 260L165 261V262L163 261L164 264H166L167 261H169L167 264H170L174 260V259L173 260L171 259L172 261H170V258H167L168 260H166L164 258V256ZM180 259H181V257L179 258V260ZM182 259H184V258H182ZM263 259H264V257L262 258V260ZM82 260L85 261L84 259H82ZM187 260H185V261L181 260V262L184 261L185 264H189V263H186ZM69 261H70V263H69ZM78 261H80V260L78 259L77 262ZM95 261H96V259H95ZM144 261H145V259H144ZM147 261H149V260H147ZM261 261H260V264H261ZM151 262L153 263V261H150V264H151ZM161 262L160 263L157 262V264L158 263L161 264ZM218 262H220V263H218ZM90 263H92V262H90ZM147 264H149V263L147 262ZM262 264H264V263L262 262Z\"/></svg>",
  "mask_w": 264,
  "mask_h": 264
},
{
  "label": "rangeland",
  "instance_id": "rangeland-1",
  "mask_svg": "<svg viewBox=\"0 0 264 264\" xmlns=\"http://www.w3.org/2000/svg\"><path fill=\"white\" fill-rule=\"evenodd\" d=\"M161 1V0H160ZM166 2L168 1V0H165ZM165 1H163V2H161V6H159V4H160V2L159 1H157V2H155V0H151V6H152V9L154 8V12L156 11V10H160L161 11V13H163V15H166V13L169 11V9L173 6H171V4H174V3H176V5H178L179 3L178 2H176L175 0H170V1H173V3H171L170 1H169V3H170V6L168 5V2H167V4H166V2ZM202 1V2H201ZM209 1V2H208ZM251 1V2H250ZM241 0V2H240V0H232V3H234V4H232L231 2H229L230 4L229 5H227V4H225L227 1H225V3H224V0H200V2H194V0H193V2H192V0H190V3L192 2L193 4H194V6L192 7V5H189L190 3L188 2H184V4L185 5H189L188 7H190V9H191V7H192V9L195 7V4L198 6V3H199V6L197 7H195V9H196V11H198L197 10V8H200V13H203L204 12V9H205V7H209V5H210V11H212V13L209 11V8L208 9H206L205 10V12H206V14L207 15H204V13H203V15L204 16H210L209 18H210V21H211V19H213V21L215 22V23H213L212 21H211V26H210V23H209V25H208V23L206 24V22L205 21H200V23H199V20H200V16H202V14L201 15H199L200 13L198 12V15H199V18L198 17H195V15L196 14H194V19H193V21L194 20H196L197 18H198V22H196V23H198L199 24V26H200V24H201V22H203L202 24H201V28L200 27H197L198 25L195 23V22H193V23H195V25H197L196 26V28H198V32H197V29L195 30L196 32L194 33L193 31H194V29H193V27L191 26V28L193 29H191V31L193 32H191L190 31V29H189V31H188V29H186L184 26L186 25H184L183 26V24H184V22L186 23V21L188 20V18H187V16L188 17H190L191 15H190V13L193 15V11H192V9L190 10L189 8H187V9H185V8H183V2L182 3H180V4H183V5H180V6H182L181 8H183V11H184V13H186V11H188V9H189V11H192V12H187V13H189V15L187 14V15H184L183 13H182V9L180 8V10H179V5L178 6H176L177 8H178V11H177V9H175L177 12H181V15L183 14V16H185V19L187 18V20H185L184 19V22L182 23L181 22V20H180V18L181 17H179L178 18V14H176L177 12L176 11H174L173 13H174V16H173V13H172V16L171 15H169V16H171L170 18H171V20L173 19L174 20V23L175 24H172V27L173 28H176V27H174V25H176L178 22L180 23H182V25L181 24H179L178 23V25H176L177 27L179 26L180 28L182 27V28H185L186 29V31L184 30L183 31V29L181 28V30L187 35H182L183 34V32L181 33L180 32V30H178V29H180V28H176L179 32V35H178V33L176 34V36H178L179 37V41H181V42H188V44H189V41H190V38H193V39H195V41H193V39H191L192 41H190L191 43L192 42H194L195 43V46H196V44L198 45V43H197V40L199 39H196L195 38V36H197V35H200V34H203V32L205 33V31H203V30H206L207 28H205V29H202L204 26H203V24L205 23L206 25H208L209 27H212V29H210V33H212V32H214L213 34L215 35V38L213 37V34L211 35V34H209V32H208V34H207V32H206V35H207V37H210V35H211V37H213L214 39H215V47H216V49L213 47V45H211L212 47H210V46H208V47H210V48H212V50H214L215 51V56L213 57V56H211V58L209 57V51H206L205 49L206 48H208V47H204V48H200V47H197L196 46V48L197 49H199V50H197L196 48H192L193 49V51L195 50V52L196 53H198L197 51H199L200 53L199 54H203L205 51H206V54H208L207 55V57H209V59H212L211 60V62L213 61V58L215 59V63L213 62L212 63V65L213 66H211L210 64H206V61H207V59H206V61L205 60H203V62H201L202 60L201 59H205V58H207V57H204L203 58V56H204V54H203V56L202 57H200V60L201 61H199L198 63H200V64H198L197 62H193L194 61V59H195V61H198L199 59V57L198 58H196V55H195V58L194 59H191L190 61H192V62H190L191 63V65H189V62H187V63H185V61L187 60V54H190V52H189V50H191L190 48L193 46L194 47V45H187L186 43H185V46H184V44H183V47H180V46H182L181 44L179 45V47L182 49H184V47L186 48H188V46H189V49H187V52H186V50H185V52H184V50H179V53L181 54L182 53V55H184V56H186V57H184V59H186V60H183V56L182 55H180L179 54V58H180V62L178 61V60H176V61H178L179 63H181V62H184L182 65H180L179 66V63H177L176 65L177 66H179L180 68H182L181 70H178L177 69V66L175 67V69H177V70H175L174 68H173V66H172V63H171V65L170 66H172V67H170V66H168L167 67V64L169 65V63L168 62H166V68L165 69H171V68H173V70H175L176 72H179V71H181L180 72V75H179V80L177 79V76H178V74H177V76H176V74L175 75H173V76H176V79H173V80H175L174 81V84L176 83V85H177V81H179L180 83H181V85L179 86H175V85H173V81L170 83V82H167L168 84L170 83V84H172L174 87H179L181 90H177L176 88H172V85H171V87L169 88H167V83H166V78H167V73L166 72H168L169 74V76H172V75H170V74H172V72H170V71H172V70H168V71H166L164 68V71H165V75H163V78L164 77H166L164 80H163V78L162 77H159V79H158V81L160 80V79H162L163 81H165V82H163L162 80V82L161 81H159V82H161L162 84H161V87H162V89H173V90H177V91H174L176 94H178V95H176L174 92H173V94H175V95H173L172 93L170 94V92L169 91H166V92H168L169 94H170V96H175L176 97V99H179V100H177L178 101V103H179V106H178V104H177V107L179 108V109H175L176 110V113L178 114H176L175 115V110L174 109H171L172 108V106H176V104H174V105H172V102L174 103V101H175V99H173V98H175V97H170L169 96V94L167 93L166 94V96L164 97V93H166V92H164V93H162L163 92V90L160 88V83L158 82V87L162 90V92H161V95H163L162 96V98H163V100H161L162 101V103H163V101H165L166 103H168L167 105H166V103L163 105L162 103H160V101H159V103L157 102V92L156 91H154V92H156L155 93V95L156 96H154L153 97V95H151L150 97H152V100L151 101H153V105L151 104L150 106L152 107V109H151V107L150 106H148L149 108H150V111H149V109H148V107H147V112H148V114L150 113V117L152 118H150L149 117V115L147 116V112H146V110L144 109V107H146V106H144L143 104L144 103H146V105L149 103L148 101V98H150V97H148L150 94H149V92L148 93H146V94H149L148 96H146V97H144L145 95H144V91H143V94H142V92H141V90H143V89H146L145 87H147L146 85L145 86H143V84L141 85V84H137L138 85V88H140V92L138 93V92H133L132 90H130L129 92H127L126 91V88L125 87H127L126 85L124 86H121V84H123V83H121L120 84V86L122 87V88H120L121 90H125V94L127 95H125V94H119L118 95V93L119 92H121L120 91V89L118 88V92L117 91H115V93L117 94V96H116V99H115V97L113 98L112 97V99L115 101V106H114V104H113V100L111 101V105L112 106H114V107H116L117 109H118V106H120V107H122L123 105V110H122V108H119L120 109V113H117L116 111V109H114V107H111V105H110V107H111V109L113 108V110H116V111H114V112H116V113H113L112 112V110H109V113L111 112V114L113 113V115H110V117H112V116H119L118 114H120V117H117V120H118V122H117V120H116V122L118 123V126L119 127H117V128H120V129H123L124 130V124L123 123H126V121H124V120H127V119H129V117H131L133 120H138L139 121V124H143L142 122L143 121H147L148 120V123L149 122H151V124H152V127H151V129L153 130H155V131H157L156 133L157 134H154L155 133V131L154 132H152V130L150 129V126H151V124L149 125V130H148V132H150V130H151V134L150 133H147V129L148 128H146V134L148 135V134H150L148 137H147V135L145 134V136L147 137V138H145V140H146V142H147V145H146V142H143V143H145V145L143 146L142 144H139V146L141 145V147L142 148H144L145 146H147L148 147V145H149V143H151V146L150 147H146L147 149V152H145V149H144V152H142V154H139V155H137L138 153H140V152H135V149L133 148L134 147V144H135V142L134 143H131L132 144V147L131 148H133V150L132 149H130L131 150V152L133 153V151H134V153H135V156L137 155V156H139V160L142 158L143 159V156L144 157H146L148 160H147V162L148 163H150L149 161H151V163L154 165L153 167H155V166H159L160 168H162L163 169V167L165 168V169H161L160 171H162L163 173H165V175L164 174H158V173H155V174H152L153 175V177H154V179H152V180H154V182H155V178L156 177H158V175L161 177V179L160 180H157V182L159 183V182H161L160 183V185H162L160 188H158L159 187V185L158 186H154L155 184H153V186L155 187L154 189L157 191V193H156V191L154 190V189H152L151 187H153L152 186V184H150L151 183V181L152 180H150V181H148L150 178H148L149 176H148V174L149 175H151V173H149V172H151L150 171V169H152L151 167H152V165L150 166V165H148L147 163H145L146 164V166L147 167H149V169L147 168V170L149 171H147L148 172V174H147V176L146 175H143L144 173H147V172H143V174H142V176H141V173H142V171L140 172V174H139V176H136V175H138V173L137 172H135V173H137L136 175H134L135 176V179L136 178H139V177H141V178H143L144 176L145 177H147L148 178V180H146L145 179V183L148 181V183H146V185H149V187L150 188H148V187H146L145 188V186H144V188L145 189H148L149 190V192H148V190L146 191V190H144V189H142V190H144V191H146L145 193H149L150 194V191L152 190V191H154V192H152L149 196L147 195V194H144L143 192H142V194L144 195V196H142L140 193H141V188H143V187H141L140 186V180H139V183H138V185H139V187H138V185L136 184V186L138 187H136L135 185H134V187H136V189H135V191H133L132 192V194L134 193V195H135V193H137L139 196H137V198H135L136 196H134L133 198H135L136 200H134V205H129L130 206V208L128 207V210H127V208H125L126 209V211H125V209H123L121 206L120 207H117L116 209H121L120 210V212H118V219L120 218V220H119V222H118V219L116 218V216H115V209H113V210H111V211H109V213L110 212H112V211H114V212H112V214H114L113 216H111V217H114L113 219L111 218V217H108V218H111V220L110 219H106V221H107V224H108V227H106L107 225H106V223H103L104 221H102V223H99L100 225H99V227H97V228H94V227H91L90 226V222L88 223V221L86 222L85 221V224L83 223V226L85 227H83L82 226V229H85V230H82V232H81V230H80V232H78L79 231V229H80V227L78 228L77 227V223L74 225V229H76V230H74V231H76L75 232V234H77L76 236L77 237H79L80 235L79 234H81L82 236H80L79 237V240H77L76 239V241H78V242H81V245H82V242H83V245H84V247H82L83 248V250H81L80 251V249H82L81 247H79L80 246V244L78 243V242H76L75 241V238H73V236H72V238L74 239H72V241H70V242H72V244H70L69 245V247L71 246L72 248H70V253H71V255H70V253H69V255H70V257L71 258H69V260L70 259H72V260H70V261H72L73 263H70V261H69V263L70 264H147V262L150 264V261H153V263L154 264H157V262H161V260L163 259L162 257L164 256V258L166 259V260H168L167 258H170V261H172L173 259L175 260H173V262H171L172 264L174 263V264H185V260H187V258H190V257H188V255L189 256H191V258L189 259L190 261H192V258H193V260H194V258H196V256H198L196 259H197V261L199 262L200 260H202V259H204V258H206V260H209L208 262H210V258L209 259H207V256H208V254L207 253H209V255L211 256V254H210V249H209V247L211 246V248H215V247H212V245L214 246V242H216L217 240V238L214 240V242H213V240L211 241L212 242V245H210V238H209V236L211 235V232H213V226H215L214 224L216 223L215 221H217V220H219V219H217L218 217H220V216H218L217 218L215 217L216 215H215V213H214V215L215 216H213V218L215 217L217 220H215L214 221V219L212 218V214L211 213H213L214 212V210L215 209H212L211 210V207H209V205L211 204V205H213L212 207H219V206H221V207H223V206H225L228 202H227V200L229 201L230 199H231V197H233V196H230V199H229V195H225V193L221 190L222 188H221V186L223 187H225V185L226 184H224V185H222L223 184V182H224V180H225V176H226V174L227 173H225L226 171H227V168H230V165H229V162H228V164H227V159L225 160V158H226V155H228V152H230V151H227V150H233L235 147H236V144L239 142H241L242 140H244L243 142H244V145L245 146H243L244 148H246V146L248 145V143H249V145H250V147H251V143L249 142V140L251 141V142H253L252 140H256V141H258V144H259V146L258 147H260V141H261V143H262V146H261V149H260V155L257 153V151H259V150H253V151H256L255 153H257V155H258V157L260 158H257V159H255L256 158V154H255V158H254V155H253V152H252V154H250L249 153V155H251L250 156V158L248 159L247 157H249V156H247L246 155V157L245 158H243V160H246V163H248V164H250V165H248L247 164V166H248V168H247V166H245L247 169L244 171V173L247 175V177H246V175L245 176H241V174H240V177L242 178V177H245V178H247V179H249L250 180V182H251V180H252V178H253V176H252V170H259V167L261 168V170H259L260 171V173H262V171H264V141L262 142V140H264V0H257V1H255L254 0V2H253V0ZM1 2V1H0ZM165 2V3H164ZM227 2V3H228ZM256 2H258V3H256ZM157 3V4H156ZM178 3V4H177ZM208 3H209V5H208ZM255 3V4H254ZM54 4H55V2H54ZM164 4H166V5H164ZM243 4V5H242ZM156 5H158L157 7H156V9H155V6ZM234 5V6H233ZM242 7H241V6ZM166 6H168V8L166 7ZM174 8H175V6H173ZM185 7V6H184ZM187 7V6H186ZM238 7H240V8H238ZM173 9V8H172ZM185 9V10H184ZM159 10H158V12H159ZM202 10V11H201ZM150 11V10H149ZM195 11V10H194ZM195 11V13H197ZM208 11V12H207ZM158 12H155L156 14H158ZM166 12V13H165ZM170 12H172V11H170ZM153 13V12H152ZM161 13H159V14H161ZM169 13V12H168ZM208 13H211L212 14V16L211 15H208ZM149 14L150 15H152V17H154L153 15H154V13L153 14H151V12H149ZM149 14H148V16H149ZM155 14V15H156ZM158 14V15H159ZM177 16H176V15ZM180 15V13H179V16H181ZM197 15V16H198ZM161 16H162V14H161ZM167 16V15H166ZM150 17V16H149ZM149 17H147L148 19L147 20H149ZM177 17V19H179L178 20V22L176 23V20H175V18ZM203 17V16H202ZM205 17V18H206ZM151 18V17H150ZM164 19V16L163 17H159L158 18V20L159 19ZM168 17H166L164 20H166ZM191 18V17H190ZM190 18H189V20H190ZM192 18H193V16H192ZM205 18H204V20H205ZM160 19V20H161ZM162 19V20H163ZM181 19H183V18H181ZM146 20V21H147ZM154 20V19H153ZM159 20V21H160ZM163 20V21H164ZM187 21L188 23H187V27L189 28V26L190 25H192L193 23L191 22L192 20H190V21ZM202 20H203V18H202ZM208 20V19H207ZM206 20V21H207ZM168 21H170V19L168 18ZM153 22V21H152ZM161 23H163V22H161ZM171 23H172V21H171ZM192 23V24H191ZM189 24V25H188ZM212 24L214 25V24H216L215 26H216V28L215 27H213L212 26ZM195 25H193L194 27H195ZM205 25V26H206ZM148 26V25H147ZM209 27H208V29H209ZM170 28V27H169ZM216 29V30H214L213 31V29ZM170 29H172V28H170ZM170 29H168V30H170ZM199 29H202L201 31L199 30ZM203 31V32H202ZM212 31V32H211ZM170 32H173V31H170ZM169 32V33H170ZM199 32H200V34H199ZM261 32H262V34H261ZM181 33V34H180ZM190 34L189 36H188V34ZM192 33V34H191ZM171 34V33H170ZM193 34H196L195 36H192ZM168 35V34H167ZM172 35H174V34H172ZM172 35H170L169 37H173ZM204 35V34H203ZM206 35H205V37H206ZM209 35V36H208ZM176 36H174V37H176ZM181 36H183L182 38H181ZM202 36V35H201ZM168 36L166 37V38H168V39H170V40H168L170 43H173L174 42V40H171V38H169ZM173 37V38H174ZM185 37H187V38H189V39H187L186 38V40L187 41H185ZM198 37V36H197ZM205 37L203 36L202 38L203 39H201L200 38V40L202 41V42H204V43H206L205 41H204V39H205ZM206 37V38H207ZM184 40V41H182V40ZM208 39L209 38H207V43H208ZM211 40H212V38H210ZM209 39V40H210ZM189 40V41H188ZM200 40H198V41H200ZM172 41V42H171ZM201 41H200V45L199 46H201L202 44H201ZM180 42V43H181ZM210 42V41H209ZM211 42H213L214 43V40H212ZM175 43V42H174ZM174 43H173V47H174ZM167 44V43H166ZM208 44H212V43H208ZM205 45V44H204ZM166 46H168V45H166ZM169 46L171 47L172 45H170L169 44ZM168 46V47H169ZM168 47H166V48H168ZM169 47V48H170ZM168 48V49H169ZM172 48V47H171ZM170 48V49H171ZM165 49V48H164ZM165 50H167V49H165ZM172 50H173V48H172ZM171 50V51H172ZM175 50V49H174ZM173 50V51H174ZM201 50L203 51V52H201ZM208 50H210V49H208ZM219 50L221 51L220 53L221 54H219ZM192 51V50H191ZM168 52H169V50H168ZM168 52H166V51H164V55H166L167 56V54L166 53H168ZM213 52V51H212ZM214 53V52H213ZM172 55V58H173V53H171V52H169L168 53V55L169 56H171ZM194 54V52L191 54V56ZM210 54L212 55V53H211V51H210ZM249 55V56H248ZM165 56V59H164V61L166 60V57ZM180 56H182V57H180ZM243 56H247V58L245 57V59H247V60H245L244 59V57ZM170 57H168V59H169ZM171 58V60H167V61H172L173 59ZM181 58H182V61H181ZM190 58H193V57H190ZM196 59H198V60H196ZM148 61V60H147ZM151 61V60H150ZM154 61V60H153ZM153 61H152V64H154L153 63ZM188 61V60H187ZM205 61V62H204ZM209 61V60H208ZM208 61H207V63H208ZM155 62V61H154ZM210 62V61H209ZM156 63H158V61L157 62H155V64ZM176 63V62H175ZM175 63L173 64V65H175ZM193 63V64H192ZM197 63V64H196ZM205 63V64H204ZM185 64V65H184ZM188 66H187V65ZM198 65V67H199V70L201 71V72H199V75H198V73H197V71H198V67L196 66V65ZM161 65H163V64H161ZM205 65H207V66H205ZM211 66V68H212V70L213 71H211L209 68H210V66ZM155 66V65H154ZM153 66V67H154ZM160 66V65H159ZM164 66V65H163ZM162 66V67H163ZM185 66H186V68H187V70H186V68H185ZM201 66V67H200ZM208 66H209V68H208ZM116 67V66H115ZM114 67V69H117V68H115ZM190 67H192L191 69H193V70H191L190 69ZM205 68V70L203 69V68ZM111 68V67H110ZM158 68V69H157ZM157 68H156V66L154 67V71L155 72H153V73H158V72H156V71H159V68H161V67H158L157 66ZM201 68V69H200ZM214 68V69H213ZM106 69H108V68H106ZM162 69V70H163ZM209 69V70H208ZM110 70V69H109ZM109 70H107V71H109ZM119 70V69H118ZM195 70H197L196 72H195ZM203 70L206 72L207 70H208V72L209 71H211V72H213L212 74H209V73H207V74H209L210 76H213L212 78L210 77V76H208V75H206L205 74V72H203ZM107 71H104L105 73L107 72ZM120 71V70H119ZM164 71H159V73L158 74H160V72H162L163 74H164ZM174 71V73H176ZM189 71H191V72H189ZM192 71H193V73H192ZM117 73H119L118 71H116ZM195 72V73H194ZM152 73V74H153ZM161 73V74H162ZM182 73V74H181ZM196 73H197V75H196ZM124 74V73H123ZM157 74V75H158ZM160 74V75H161ZM193 74H194V76H193ZM155 76H153V75H149L148 74V78L149 77H151V79L153 78L154 79V77L155 78H157L156 77V74H154ZM121 76V75H120ZM126 75H124V77H125ZM168 76V77H169ZM182 78H181V77ZM192 76V77H191ZM197 76H199V79H198V81H200L199 83L197 82L196 83V81H197ZM211 78L213 81H214V84H213V81L211 80V82L210 81H206L207 79L208 80H210L209 78ZM108 77V76H107ZM195 77H197V78H195ZM203 77L205 78V77H207V79L205 78L204 80H203ZM122 78H123V76H122ZM122 78H120V79H122ZM190 78H193V80H191ZM119 79V80H120ZM124 79V78H123ZM188 79H190L189 81H186V80H188ZM203 80V81H205V82H209V84L211 85L212 84V90L214 91V94L213 93H210V92H212V91H209V90H211L210 88H208V86L207 87H205L206 89H204V87H203V89L205 90H203L202 89V86H201V82H203V81H201V80ZM107 80V79H106ZM147 80V79H146ZM157 80V79H156ZM155 80V81H156ZM168 80V79H167ZM170 80V79H169ZM172 80V79H171ZM182 80H184V81H182ZM121 81H123V80H121ZM138 81H140V80H138ZM147 81H149V79L147 80ZM182 81V82H181ZM194 81V82H193ZM107 82V81H106ZM151 82V81H150ZM154 81L152 80V83H153ZM189 82H191V83H189ZM149 83V82H148ZM152 83H150V84H148V90L150 91V93L151 92H153V91H151L152 89L153 90H155L154 88H156V89H158V90H160L158 87H157V81L155 82L156 84L155 85H153L154 87H152ZM188 83V84H187ZM154 84V83H153ZM165 84V85H164ZM169 84V85H170ZM199 84V85H198ZM208 84V83H207ZM207 84H205L204 86H206ZM141 85V86H140ZM149 85H150V87H152L151 89H150V87H149ZM168 85V86H169ZM144 88H143V87ZM214 86V87H213ZM128 87H130L129 85H128ZM128 87H127V90H128ZM141 87H142V89H141ZM123 88H125V89H123ZM131 88V87H130ZM135 87L133 86V89H134ZM178 88V89H179ZM209 90H208V89ZM132 89V88H131ZM202 89V90H201ZM137 90H139V89H137ZM147 90V89H146ZM170 91H172V90H170ZM202 91H203V93H205V94H203L202 93ZM209 91V92H208ZM129 93V94H127V93ZM131 92V93H130ZM178 92H181L180 94L178 93ZM209 94H208V93ZM114 93V94H115ZM121 93H123V92H121ZM160 92H158V94H159ZM200 93H202V94H200ZM153 94V93H152ZM211 94V95H210ZM125 95V96H124ZM201 95H203V100H205L204 102H203V104L205 105H207V107H209L210 105H208L207 103H206V99H207V101H208V98L210 97L211 99L214 97V99H210L209 98V100H210V102L209 103H211V102H215L214 104L213 103H211V104H213L211 107H209L210 109H208V110H205V109H202V106L204 107V105H200L201 103H202V99H201ZM207 95V96H206ZM213 95V96H212ZM158 96H160V95H158ZM199 96H201V97H199ZM212 96V97H211ZM11 97H12V95H11ZM156 97V98H155ZM206 97V98H205ZM208 97V98H207ZM160 98V97H159ZM158 98V99H159ZM205 98V99H204ZM122 99H124L123 101H125V103H123V101L121 102V100ZM151 99V98H150ZM161 99V98H160ZM165 99V100H164ZM146 100H148L147 102H146ZM173 100V101H172ZM199 100V101H198ZM214 100V101H213ZM117 101V102H116ZM138 102V103H137ZM158 104H160V105H158ZM201 102V103H200ZM120 103H122L121 105H120ZM128 105H127V104ZM136 103H137V105H136ZM141 103H143V104H141ZM197 103V104H196ZM119 104V105H118ZM126 104V105H125ZM134 104V105H133ZM150 104V103H149ZM161 104H162V109L160 110V108L159 109H157V110H160V113H158L159 111H157L156 109H155V105H157V107H160L161 106ZM132 106V107H130V106ZM198 105V106H197ZM199 105L201 106V109H200V107H199ZM128 106V108H126ZM166 106H168L167 108H165ZM175 106H174V108H175ZM125 107V108H124ZM129 107L132 109H129ZM156 107V108H157ZM171 107V108H170ZM206 107V108H207ZM136 108V109H135ZM165 108V112L164 111H162L163 109ZM205 108V107H204ZM118 109V110H119ZM127 109H129V111L128 112H130V110L132 111V112H130V115L128 114V113H125V111L127 110ZM145 111H144V110ZM157 111H155V110ZM167 109V110H166ZM133 110H135L134 112H133ZM143 110V111H142ZM123 111V112H122ZM155 111V112H154ZM143 112V113H142ZM161 112L163 113L162 114V117L164 116L165 118H162V119H160V117H161ZM121 113H122V115H121ZM123 113H125V114H127V115H129V117L127 116V119L126 118H124L123 116ZM134 115H133V114ZM138 113V114H137ZM153 113H158L157 115L158 116H160L159 117V120L157 119V121H156V123L155 122H153V120L155 119L153 116H154V114ZM160 114V115H159ZM136 115V116H135ZM143 115V116H142ZM145 115H146V117H145ZM175 116V117H174ZM182 116H183V118H182ZM110 117H109V119H110ZM121 117H123L124 118V120H123V118H121ZM148 117L151 119H148ZM155 117H157V116H155ZM176 117H178L177 119H175ZM121 118V119H120ZM130 118V119H131ZM144 118H145V120H144ZM146 118H147V120H146ZM129 119V121L131 122V120ZM114 120V121H115ZM124 122H123V121ZM150 120V121H149ZM129 121H127V122H129ZM138 121H135V122H138ZM248 121V122H247ZM141 122V123H140ZM153 122V123H152ZM255 122V123H254ZM132 123V122H131ZM257 123V124H256ZM133 124H134V122H133ZM132 124V125H133ZM135 124H137L138 125V123H135ZM145 124V123H144ZM143 124V125H144ZM147 124V123H146ZM154 124V125H153ZM135 126L136 128H133V129H137L138 127H139V129H141V127H140V125L139 126ZM116 126H117V124H116ZM134 126V125H133ZM132 126V127H133ZM144 127H146L145 125L144 126H142V128L144 129ZM139 129H137V130H139ZM260 131H261V133H260ZM155 135V137H157L158 135V137H161V138H154V139H156V140H151V138L153 139V137H154V135ZM195 134H197L196 136H195V138L196 137H198V140H199V142H196L198 145H200V146H198V147H196L197 146V144L196 145H192L193 147L192 148H194V146L197 148V150L195 149V151H196V153H195V155H196V157H198V158H200V154H205L206 155V162H207V164H208V162L210 163V161H212L211 159H210V157H209V155L211 154V152H215L214 150H216L217 152L215 153V155L217 156V158L214 156V161H215V158L217 159L216 161L217 162H215V163H220L219 161H221V164L220 165H218V164H216V166L218 165V168L220 167L221 169H222V167H223V169H226V171L225 170H223V171H225V172H223V174L225 175V176H223L222 175V177H223V179H222V177H219L218 176V174L217 173H219L220 171H221V169H220V171H219V169L217 170V171H215L216 173V175L215 174H211V173H209L210 172V170L209 171H206L207 169H206V167H207V165H205L206 167H204L206 170H204V171H201V169H200V172H202V173H199V169L197 168V165L199 164V162H198V164H195L196 162L194 161V160H196V157L194 156V154H193V152H192V150L194 151V149H190L191 148V144H190V142L192 141V140H194V135ZM151 135H153V137H151L150 138V136ZM157 135V136H156ZM161 135V136H160ZM163 137V138H162ZM200 138V139H199ZM148 139V140H147ZM159 140V141H158ZM165 140V141H164ZM191 140V141H190ZM201 140V141H200ZM248 141V143H247V141ZM260 140V141H259ZM116 141H118V140H116ZM155 142V145H154V143H152V142ZM162 141V142H161ZM196 141H197V139H196ZM213 141V142H212ZM235 142H237V143H235V146H233V149L231 148L232 147V145H234V143ZM245 141H246V143H245ZM149 142V143H148ZM157 142H161V144H160V146L164 143V146L162 145L161 146V148H160V146H158L157 147V149H155L154 147H156L157 145H159V143L157 144ZM193 142V141H192ZM191 142V143H192ZM202 142V143H201ZM231 142V143H230ZM242 142V143H243ZM255 142V141H254ZM130 144V145H131ZM194 144H195V140H194ZM214 144V145H213ZM231 145V147H229L230 145ZM255 144V143H254ZM258 144H255L254 146L256 147ZM215 145H217L216 146V149H214L215 147ZM154 146V147H153ZM253 145H252V147H254ZM154 148V150H152V148ZM214 147V148H213ZM250 148L249 150L248 149H246V150H243L244 152H247L248 153V151H250V150H252L253 148ZM258 147H256V148H258ZM135 148H137V146H136V144H135ZM140 147H138V149H139ZM142 148H140V151H141V149ZM150 148V149H149ZM160 148V149H159ZM228 148H230V149H228ZM237 148V147H236ZM243 148V149H244ZM247 148H249V146L247 147ZM137 149V150H138ZM198 149H200V150H198ZM212 149H213V151H212ZM150 150H152V151H149ZM236 150V149H235ZM142 151H143V149H142ZM191 151V152H190ZM198 151V152H197ZM201 151V152H200ZM227 151V152H226ZM200 152V153H199ZM233 152H235V151H233ZM233 152H232V154H233ZM251 152V151H250ZM197 153L199 154L198 156H197ZM193 154V155H192ZM209 154V155H208ZM213 154V153H212ZM224 154H226V155H224ZM231 154V153H230ZM229 154V155H230ZM245 154V153H244ZM140 155H142V156H140ZM252 155H253V157H252ZM262 155V156H261ZM136 156V157H137ZM195 157V159H194V157ZM232 155H230L228 158H230ZM234 156H235V154H234ZM233 156V157H234ZM261 156V157H260ZM141 157V158H140ZM193 158L192 160L190 159V158ZM201 157H202V155H201ZM203 157H204V155H203ZM207 157L210 159H208L209 161H207ZM211 157H212V155H211ZM244 157V156H243ZM251 157L252 158H254L253 160L251 159ZM197 158V159H198ZM232 158V157H231ZM229 159V161L231 162L232 161V159ZM237 157H235L234 159H236ZM242 158V157H241ZM248 160H247V159ZM137 160V159H136ZM194 163V164H192V165H196L195 166V168H197L198 170H196L195 168H193V169H195V171H194V173H195V175H196V173H198L197 175H198V179L201 177L199 174H204V172L206 171L208 174H211L213 177H218V178H215V180H213V181H216V184L212 181V179H209L210 177H208V179L207 180H211L210 182L212 183H210L211 185H213V183H214V187H216V188H214L213 186H211V189H210V185H208L209 186V188H208V192H209V190H211V191H213L212 193H209V196H211V197H206L205 196V198H203L202 196H204V194L205 195H207L208 196V194H206L207 193V190L204 188L205 186V184H207L208 183V181H206V183L203 185L204 187H200V185H199V188L198 187H196L199 183V181L197 182L196 181V184H193V183H195V182H189V183H191V184H193V185H196L195 187H196V190L197 189H199L198 190V192H196V190H194L195 189V187L193 188V187H191V186H189L190 184H185V183H187V182H184L183 181V179H182V181L184 182H182L181 181V183H183V184H185V187L186 188H183V189H181V190H184V191H182V192H180V193H178L179 191H177L176 190V188L177 187H181L182 188V186H183V184L181 185V183H180V185L179 186H176L177 184H179V182H178V180H179V178H178V180L176 179L177 177H181V176H178V174H182L183 173V175L185 176V177H187V176H189L188 174L186 175V173H189L190 174V171H191V169L189 168L188 169V165H190L191 164V161ZM223 160V161H222ZM240 161H242L241 159H239ZM252 160V161H257V163L259 164H255L254 162H252V165H251V162L250 161ZM259 160H261V161H263L262 163H261V161H259ZM196 161H198V160H196ZM202 161H205V159L204 160H202ZM247 161H249V162H247ZM144 162H146V161H144ZM224 162V166L226 167L227 166V168H225L224 166H222L223 163ZM226 162V163H225ZM260 162V163H259ZM150 163V164H151ZM200 163H201V161H200ZM214 162H211V167L215 164ZM232 163V162H231ZM230 163V164H231ZM245 162H240L239 163V165H238V162H237V166H240V169H241V164L243 165ZM213 164V165H212ZM201 165V164H200ZM203 164L201 165V167L202 166H204ZM228 165H229V167H228ZM233 166L232 167H234V164H232ZM209 167H210V165H208ZM237 166H235V167H237ZM249 166H251V168H253V169H251ZM191 167V166H190ZM192 167H194V166H192ZM191 167V168H192ZM198 167H200V166H198ZM214 167V166H213ZM232 167H231V169L230 170H232V172L234 173V170L232 169ZM244 167V165H243V167H242V169L243 168H245ZM156 168V170H153V171H156L157 172V167H155ZM154 168V169H155ZM208 168V167H207ZM217 167H215V169H216ZM140 169V168H139ZM139 169H137V171L139 170ZM172 169V170H171ZM203 169V168H202ZM210 169V168H209ZM235 169V173H234V175H233V173H231L229 170V172L233 175L232 177H234L235 175H236V173H242V174H244L243 173V171H241V170H239L238 168V170L236 169V168H234ZM250 169V170H249ZM158 170H159V168H158ZM169 170V171H168ZM176 170V171H175ZM190 170V171H189ZM236 170L238 171V172H236ZM244 170V169H243ZM247 170L250 172H247ZM160 171H158V172H160ZM166 171L168 172V173H176L177 174V176H175V175H173V174H166ZM175 171V172H174ZM189 171V172H188ZM193 171V170H192ZM191 171V172H192ZM198 171V172H197ZM212 171H213V169H212ZM219 171V172H218ZM241 171V172H240ZM256 171H253L254 173H257ZM206 172H205V174H206ZM222 172V171H221ZM153 173V172H152ZM213 173V172H212ZM230 173H228V175H231ZM259 172L257 173L258 175L260 174ZM157 174V176L155 177L154 175H156ZM193 174V173H192ZM220 174H222V173H220ZM219 174V175H220ZM249 174V175H248ZM151 175V176H152ZM164 175V176H163ZM171 175V176H170ZM183 175H182V177H183ZM261 175V176H260ZM259 175V177H257L256 176V174L254 175V177H256V180H258L259 181V178L260 177H264L262 174H260ZM150 176V177H151ZM166 176H167V178H166ZM173 176H175V177H173ZM192 175H190L189 177H191ZM194 176V175H193ZM206 176H210V175H206ZM239 176V175H238ZM236 177V178H240V177ZM250 176V177H249ZM144 177V178H145ZM162 177L163 178H165V179H162ZM168 177H170L169 179H168ZM185 177H183V178H185ZM202 177H204V176H202ZM229 177V176H228ZM173 178V179H172ZM206 178V177H205ZM251 178V179H250ZM134 179V180H135ZM158 179H159V177H158ZM181 179V178H180ZM193 179V178H192ZM191 179V180H192ZM202 179V178H201ZM200 179V182L204 179H202L201 180ZM223 180V182L221 183V181ZM243 179V178H242ZM242 179H241V181H242ZM143 180V179H142ZM141 180V181H142ZM164 180V182H162V181ZM185 180V179H184ZM186 180H190L189 178L188 179H186ZM185 180V181H186ZM195 180H196V177H195ZM205 180V179H204ZM221 180V181H220ZM240 180V179H239ZM244 180V182H246L245 181V179H243ZM249 180H247V184L246 183H243L242 184V182H241V189H240V191L242 190V187H243V185L245 186V184L246 185H248L250 182H249ZM256 180H252V182L253 181H256ZM262 180H263V182L260 184V183H258V181H256V182H253L254 184L256 183V184H258V186L257 185H255V188H256V186L259 188V187H261L262 185H264L263 183H264V178H262ZM166 181V182H165ZM172 181V182H171ZM175 181V182H174ZM137 183V181H134V183ZM143 182V181H142ZM141 182V183H142ZM170 182V183H169ZM203 182V181H202ZM201 182V183H202ZM205 182V181H204ZM133 183V184H134ZM164 183H166V185L164 184ZM168 183V184H167ZM175 183H176V185H175ZM198 183V184H197ZM217 183H218V185H217ZM252 183V184H253ZM143 184H144V182H143ZM143 184H142V186H143ZM171 186H170V185ZM203 184V183H202ZM251 183L249 184V185H251V186H249V187H246V188H243V190L244 189H246V195L245 194H242L240 197V200H239V202H240V204H238V203H236V205L238 206V205H240L239 207L242 209L243 208V210H241V213H240V211H238L239 213H238V215L239 216H245L246 214H247V212H249V213H251L250 215L252 216V218L253 219H257V218H255L256 216L258 217L260 214H262V213H260L259 211H261V210H259V209H262V207L260 206V205H262V204H260L261 203V201H260V203L258 202L259 201V199L260 200H262L263 198H264V190L261 192V190L262 189H264V187L262 186V188L259 190L262 194H260V192L258 191V194L260 195V198L258 199L257 198V201H256V197H255V201H256V205H254L255 207L257 206V208H256V210H255V207L253 206V204L251 205L250 204V206H249V201H253L254 199L252 198V200H251V197H254V196H251V195H255V196H258V194H257V188H256V190H255V188L254 189H252V190H255V192H256V194L252 191H250V193H251V195L248 193L249 192V188L250 187H253L254 185H252ZM259 184H260V186H259ZM118 185V184H117ZM169 186L168 188H166V186ZM174 185H175V187H174ZM119 186V185H118ZM207 186V185H206ZM133 187V188H134ZM157 187V188H156ZM184 187V186H183ZM212 187L214 188L213 190H212ZM118 188H120V187H118ZM170 188H171V190H170ZM192 188H193V190H194V192H196V193H198V195L200 196V199H205V200H201V201H199V200H197V201H199V202H197L196 201V199H197V197L195 198V197H193L192 195H194L195 196V194H193V192H192V195H191V191H193L192 190ZM202 188H204V191H206V192H204V191H202L201 193H200V190L202 189ZM207 188V187H206ZM138 189V191L136 192V190ZM151 189V190H150ZM161 189V190H160ZM163 189H165V190H163ZM175 189V190H174ZM178 189V188H177ZM139 190H140V192H139ZM159 190V191H158ZM163 190V191H162ZM168 190V191H167ZM180 190V191H181ZM203 190V189H202ZM215 190V191H214ZM165 191V192H164ZM172 193V191L174 192H176L177 191V193L175 194V193H173V194H171L170 192ZM210 191V192H211ZM160 192H162V194L160 193ZM121 193V192H120ZM153 193H155V195L153 194ZM200 193V194H199ZM241 193V192H240ZM252 193H254V194H252ZM153 194V195H152ZM160 194V195H159ZM203 194V195H202ZM211 194V195H210ZM202 195V196H201ZM244 195V197H242ZM248 195H250V197H247V198H250V200L249 201H247L246 202V204H245V206L246 205H248V207H250V208H248L247 206V209H248V211L246 210V207L244 206H242L241 207V205H242V203H243V198H245V199H247L246 198V196H248ZM261 195H263L262 197H261ZM149 198V197H151V199H150V201H148V199L146 198ZM236 196H238V195H236ZM235 196V197H236ZM153 197L154 198H156L155 200L153 199ZM259 197V196H258ZM141 199V200H139V199ZM146 198V199H145ZM199 198V197H198ZM208 198H210L211 200L209 201V199ZM237 198H239V197H237ZM262 198V199H261ZM140 201H138V200ZM144 199H145V201L146 202H148V203H145V202H143L144 201ZM235 199V198H234ZM237 200V199H236ZM242 200V201H241ZM133 201V200H132ZM151 201H153V202H151ZM238 201V200H237ZM246 201V200H245ZM138 202V203H137ZM211 202V203H210ZM235 202V201H234ZM242 202V203H241ZM263 202V201H262ZM132 203V202H131ZM250 203H253V202H250ZM259 203V204H258ZM244 204V203H243ZM255 204V203H254ZM86 205V204H85ZM260 207H259V206ZM86 206H88V204L86 205ZM251 206H253L254 207V210L252 209V211L254 212V211H258L257 213L259 214V215H256V216H253L252 215V211L250 212V210H251V208H253V207H251ZM263 206V205H262ZM84 208H85V206H83ZM89 207V206H88ZM239 207L237 208V210L239 209ZM258 207H259V209H258ZM96 209H98L97 207H95ZM209 208H210V211H211V213L209 212ZM122 209H123V211H122ZM245 209V210H244ZM258 209V210H257ZM88 209H86V212H91V210H90V208H89V210L90 211H87ZM93 210H95L94 209V207L92 208V212H93ZM118 210H116V211H118ZM121 211H122V213H121ZM125 211V212H124ZM243 211H247L246 212V214H243ZM244 212V213H245ZM125 213V214H124ZM209 213L211 214L210 215V217H208L209 216ZM249 213L247 214V218H245V217H243V218H245V219H247V220H244L243 218V220H244V222L246 223V225H247V227L250 229L249 231H251V234L253 233L255 236L256 235H260V234H258V233H254V232H252V230H251V226H248V224L249 225H251V221L249 220V219H251L250 217L251 216H249ZM111 214V215H112ZM254 215L256 214V213H253ZM204 215H207V217H208V219L207 218H205V216ZM249 216V217H248ZM203 217V218H202ZM241 217H240V220H239V218H238V216H237V220H238V225L237 224H234V225H236V226H239V223H240V221L242 220L241 219ZM260 217V216H259ZM195 218V219H194ZM200 218V219H199ZM221 219H222V217H220ZM249 218V219H248ZM117 219V221H115ZM122 219V220H121ZM127 220V223H128V226H126L125 224H127V223H125L124 224V226H126L127 227V229H125L124 227H123V222L124 221H126ZM204 219H206V223L205 224H207L206 226H208L209 228H207L206 226H204ZM221 219H220V221H221ZM252 219V220H253ZM129 220V221H128ZM198 220V221H197ZM243 220L241 221V224H242V222H243ZM249 220V221H248ZM223 221L225 222V220H222V223H223ZM247 221H248V224H247ZM165 222H167V223H165ZM200 223V222H202V223H200V225L202 226H200L198 223ZM250 222V223H249ZM87 223V224H86ZM168 223H169V225H168ZM195 223V224H194ZM219 223H221V222H218V224ZM227 223H229L230 224V222H227ZM226 223V224H227ZM237 223V222H236ZM252 223H254V224H256V220L254 221L253 220V222ZM102 224V225H101ZM175 224V225H174ZM180 224H182V225H180ZM195 225L196 226V224H197V226H196V228H195V226H193V225ZM88 225V226H87ZM104 225V227H106V228H104L103 227V229H102V226ZM120 225H122V226H120ZM130 225V226H129ZM165 225L167 226H169L170 228H168V226L165 228ZM225 225V224H224ZM228 225V224H227ZM234 225H231L230 224V226H233L234 227ZM245 225V224H244ZM253 225V224H252ZM257 225V224H256ZM79 226V225H78ZM120 226V227H119ZM235 226V227H236ZM241 226V225H240ZM240 226L237 228L236 227V231L235 230H232V231H234L233 233H236L238 230V233L240 232ZM254 226V225H253ZM261 226V225H260ZM76 227V228H75ZM101 227V228H100ZM110 227V228H109ZM126 230V231H124V229ZM204 227V228H203ZM206 227V228H205ZM220 227H223V229H225L226 228V232H228V231H231V227H229V225L227 226V227H225L224 228V226H223V224L220 226ZM232 227V228H233ZM246 227V228H247ZM263 227V226H262ZM88 228V229H87ZM92 229L91 230V232L89 231V229ZM93 228H94V230H93ZM99 228H100V230H99ZM210 228H211V230H210ZM97 229H98V232H97ZM102 229V230H101ZM166 229V230H165ZM203 229H205V230H203ZM207 229V230H206ZM217 229V228H216ZM214 230V232H216V231H218V230ZM223 229H221L220 231H222ZM78 230V231H77ZM87 230V232H85ZM110 230V231H109ZM156 230L158 231V232H156ZM195 230V231H194ZM200 230H203L202 231V233H201V231ZM211 231L210 232V235H207V236H205V237H207V239H209L208 241L210 242V243H208V241H205L204 239H206L205 237H203L204 236V234L206 235V234H208V233H205L206 231ZM74 231H73V235H74ZM88 231H89V233H88ZM94 231H96L95 233H94ZM100 231V232H99ZM131 232V234H133V235H131V234H129L128 232ZM197 231L198 232H200V233H197ZM248 231V232H249ZM79 234H78V233ZM85 232V233H84ZM93 232V233H92ZM105 232V233H104ZM126 232V233H125ZM133 232V233H132ZM136 232V233H135ZM195 232V233H194ZM219 232V231H218ZM224 232V233H223ZM223 234H227V233H225V231L223 230ZM243 232V231H242ZM247 232V229H246V231H245V236L247 237L248 236V232ZM87 233V234H86ZM103 233V234H102ZM107 233V234H106ZM134 233H135V237H134ZM193 233H194V236H193ZM233 233H231V232H229L228 234L230 235V234H233ZM92 234V235H91ZM137 234V235H136ZM152 234V235H151ZM156 235V237H154L153 235ZM162 234H163V238H162ZM201 234V235H200ZM213 235L211 236V238H213V236H214V233H212ZM215 234H217V233H215ZM227 234V235H228ZM247 234V235H246ZM253 234L251 235L252 236V238H253ZM264 234V233H263ZM87 235H90V236H87ZM94 235V236H93ZM96 235H98V236H96ZM103 235V236H102ZM127 235H129V236H127ZM170 235H172V236H170ZM192 235V236H191ZM199 235H200V237H199ZM218 235V234H217ZM219 235H221V234H219ZM228 235V238L226 237V239H231L232 237V235H230L229 236ZM234 235V234H233ZM241 234L239 233V235L237 234V236H236V238L238 237L239 238V236H240ZM93 238H92V237ZM126 236V237H125ZM131 236H133L132 238H131ZM175 236V237H174ZM216 236V235H215ZM214 236V237H215ZM249 236H250V234H249ZM260 236H262V235H260ZM264 236V235H263ZM263 236H262V239H263ZM75 237V236H74ZM160 237V238H159ZM167 237H171L170 239L169 238H167ZM217 237V236H216ZM221 237V236H220ZM219 237V238H220ZM230 237V238H229ZM81 238V239H80ZM88 238H90L91 239V241H90V239H88ZM94 238H96L95 240H94V242H93V239ZM101 238V239H100ZM109 238V239H108ZM155 238V239H154ZM158 238V239H157ZM175 238V239H174ZM178 238V239H177ZM203 238V239H202ZM233 238H234V240L236 239L234 236H233ZM232 238V239H233ZM237 238V239H238ZM258 238V237H257ZM83 239V241H81ZM98 239V240H97ZM112 239V240H111ZM163 239H164V241H163ZM166 239H168V240H166ZM174 239V240H173ZM178 240V242H177V240ZM200 239H202V240H200ZM206 239V240H207ZM235 240L234 242H233V240H231L232 241V243L234 244V243H236L238 240ZM240 239V238H239ZM256 238H254V240H255ZM260 239V238H259ZM259 239L257 240H253V242H255L254 243V245L256 246V245H260L261 246V244L263 245L264 243H263V241H264V239H263V241H262V239L260 240V242H259ZM89 240V241H88ZM99 240H100V242H99ZM154 240V241H153ZM159 241V245L158 244H156V243H158V241ZM168 241V243L166 242V241ZM172 240H173V242H172ZM179 240H180V242H179ZM188 240V241H187ZM228 240L226 241L227 243H231V241H229L228 242ZM86 241V242H85ZM157 241V242H156ZM162 241V242H161ZM172 242V244H170L171 242ZM174 241L177 243H175L174 244ZM186 241V242H185ZM201 241V242H200ZM256 241H258V242H256ZM98 242V243H97ZM205 242H207V243H205ZM86 243V244H85ZM88 243V244H87ZM90 243V244H89ZM94 243V244H93ZM97 243V244H96ZM100 243V244H99ZM167 244L166 246H167V248H166V246H163V245H165V244ZM179 243V244H178ZM186 243V244H185ZM227 243H226V247H228L229 249H231L230 247H229V245L227 246ZM232 243H231V245H232ZM258 243V244H257ZM94 245V247H93V245ZM102 244V245H101ZM130 244V245H129ZM163 244V245H162ZM170 245V247H168L169 245ZM188 244V245H187ZM204 244H206V245H204ZM76 245H79V246H76ZM87 245H89V247L87 246ZM98 245V246H97ZM174 245V246H173ZM208 245H210V246H208ZM215 245H217V244H215ZM74 246V247H73ZM157 246H162L161 247V249H160V247L158 248ZM176 246V247H175ZM177 246H178V248H177ZM181 246V247H180ZM185 246V247H184ZM188 246V247H187ZM190 246V247H189ZM204 246V247H203ZM206 246V247H205ZM218 246V245H217ZM217 246H216V248H217ZM96 247V248H95ZM164 247V248H163ZM182 247H183V249H184V251H185V253H184V251H183V249H182ZM186 247H187V249H186ZM207 247H208V249H207ZM232 247V246H231ZM77 248V249H76ZM98 248V249H97ZM166 248V249H165ZM169 248H171V249H169ZM188 248H191V250L190 249H188ZM203 248V249H202ZM78 250L79 249V253L81 254V255H77V251L76 250ZM89 249V250H88ZM95 249V250H94ZM100 249V250H99ZM175 249V250H174ZM176 249H178V250H176ZM193 249V250H192ZM229 249H224V250H226V251H230V252H232L231 250H229ZM76 251V253L75 252H73V251ZM94 250V251H93ZM97 250V251H96ZM161 251V254H160V251ZM170 252H169V251ZM174 252H173V251ZM195 250V251H194ZM205 250H207V251H205ZM208 250H210V251H208ZM218 251H219V249H217ZM217 250H215V251H217ZM95 251H96V253H95ZM166 251V252H165ZM177 251V252H176ZM183 251V252H182ZM193 251L195 252V254L193 253ZM197 251V252H196ZM221 251V250H220ZM219 251V252H220ZM73 252V253H72ZM85 252V253H84ZM88 252V253H87ZM99 252H101V253H99ZM103 252V253H102ZM162 252H164L163 254H162ZM176 252V253H175ZM178 252H180V253H182V256H181V254L180 253H178ZM199 252V253H198ZM205 254H204V253ZM214 252V251H213ZM218 252V253H219ZM223 252V251H222ZM220 253V254H223V256L225 257V258H227L228 257V253H226V254H224L225 252H223V253ZM93 253V254H92ZM97 253H99V255H97ZM173 253V254H172ZM175 253V254H174ZM217 253V252H216ZM216 254L215 256L216 257H218V255L219 254ZM73 254H75V257H76V255H77V257L76 258H78L80 261H78L77 262V260L78 259H76L75 257H74V255ZM92 254V256H90ZM97 256H96V255ZM103 254V255H102ZM177 254L179 255V257H176L177 256ZM185 254V255H184ZM198 254V255H197ZM200 254H202V255H200ZM88 255V256H87ZM150 257H148V256ZM160 255H162V257L160 256ZM168 257H167V256ZM170 255V256H169ZM173 255H174V257H173ZM184 255V256H183ZM194 255V256H193ZM196 255V256H195ZM207 255V256H206ZM214 255V254H213ZM226 255H227V257H226ZM231 255V254H230ZM256 255H258V254H256ZM84 256H86V257H84ZM101 256V257H100ZM187 256V258H185ZM204 256H206V257H204ZM215 256H213V258H212V256H211V258L213 259H211V261H213V262H215L216 260H215ZM222 255H220V257H221ZM222 256V257H223ZM94 257V258H93ZM99 257V258H98ZM145 257H147V259L145 258ZM161 257V258H160ZM167 257V258H166ZM181 257V259L179 260V258ZM202 257V258H201ZM204 257V258H203ZM220 257H219V260L218 261H220V262H222L223 263V261H224V263H226V261L225 260H228L229 259V257L227 258V259H225L224 257V259L225 260H221L220 259ZM235 257V255H233L232 254V256L230 257V259H232L233 258V260L235 259L234 258ZM253 257V256H252ZM258 257V256H257ZM264 257V256H263ZM262 256L260 257L259 256V258H256V257H254V258H256L255 260H257V262H259V264H260V261L262 260V258H263ZM81 258V259H80ZM149 258V259H148ZM177 258V259H176ZM182 258H184V259H182ZM200 258V259H199ZM253 258V259H254ZM82 259H84L85 261H83ZM88 259V260H87ZM91 259V260H90ZM95 259H96V261H95ZM144 259H145V261H144ZM156 261H155V260ZM172 259V260H171ZM195 259V260H196ZM229 259V261H231ZM147 260H149V261H147ZM181 260H184V261H182L181 262ZM194 260V261H195ZM205 260V259H204ZM203 260V261H204ZM215 260V261H214ZM264 260V259H263ZM261 261V264H262V262L264 263V261ZM83 263H82V262ZM164 261V260H163ZM161 262V264L163 263L164 264V262ZM188 262V260H187V262L186 263H191V262ZM194 261H193V263L192 264H197V263H194ZM203 261H201L200 262V264H206V262L204 263ZM77 262V263H76ZM90 262H92V263H90ZM169 261H167V263H168ZM178 262V263H177ZM181 262V263H180ZM184 262V263H183ZM203 262V263H202ZM220 262H218V263H220ZM152 262H151V264H153ZM158 263V264H159ZM166 263V264H167ZM170 263V264H171ZM199 264V263H198ZM208 264V263H207ZM211 264V263H210ZM212 264H214V263H212ZM215 264H217V261H216V263ZM221 264V263H220Z\"/></svg>",
  "mask_w": 264,
  "mask_h": 264
}]
</instances>
